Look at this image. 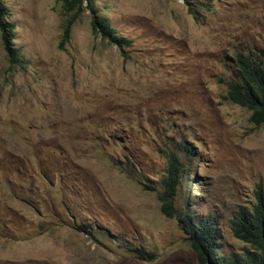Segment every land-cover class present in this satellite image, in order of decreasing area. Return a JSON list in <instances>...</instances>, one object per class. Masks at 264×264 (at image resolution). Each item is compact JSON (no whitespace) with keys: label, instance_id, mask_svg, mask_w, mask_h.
Here are the masks:
<instances>
[{"label":"rangeland","instance_id":"1","mask_svg":"<svg viewBox=\"0 0 264 264\" xmlns=\"http://www.w3.org/2000/svg\"><path fill=\"white\" fill-rule=\"evenodd\" d=\"M191 3L92 0L76 18L3 0L21 63L0 29V264H200L162 210L170 151L191 168L175 207L218 227L225 255L250 248L233 229L264 198V126L228 86L264 50V0ZM92 9L130 44L96 36Z\"/></svg>","mask_w":264,"mask_h":264},{"label":"trees","instance_id":"2","mask_svg":"<svg viewBox=\"0 0 264 264\" xmlns=\"http://www.w3.org/2000/svg\"><path fill=\"white\" fill-rule=\"evenodd\" d=\"M184 1L188 5L192 4V0ZM61 2L68 13L76 12V18L81 13L89 10L85 6L89 5L91 7L92 5V0H61ZM5 14L3 0H0V29L3 32L5 49L12 62L18 64L21 63L19 52L12 47L11 43L14 39L12 34L14 27L12 24H5V21H2ZM74 21L68 22L64 32L66 39L71 36ZM92 28L96 36H100L109 44L117 45L121 49L130 44L125 39L119 38L110 23L99 17L95 10L92 13ZM234 64L240 71L241 77L238 82L229 84L228 96L236 105L252 112L250 122L255 127H262L264 126V50H260L256 55L239 54ZM179 151L187 153V158L190 162L192 161L194 153L189 147L180 146ZM189 173H191V168L180 161L176 152L170 151L161 201L164 214L170 218L179 219L184 225V230L190 236L189 241L192 249L197 253L199 263L264 264V198L259 197L256 207L250 212L240 213L236 218V222H234L233 232L235 237L248 244L250 248L244 249L242 254L233 253L227 256L224 254L225 249L221 247L218 227L193 219L188 216L187 212L183 214L175 207L174 198L180 197L182 179L188 177L187 181H189ZM79 228L81 232L91 234V228H88V225L82 224ZM217 251L220 254H216ZM143 252L140 249H134V253L140 255L142 260H146V255L152 258V254L145 253L146 255H144Z\"/></svg>","mask_w":264,"mask_h":264},{"label":"bare ground","instance_id":"3","mask_svg":"<svg viewBox=\"0 0 264 264\" xmlns=\"http://www.w3.org/2000/svg\"><path fill=\"white\" fill-rule=\"evenodd\" d=\"M89 6V5H88ZM258 15V14H257ZM248 18V17H247ZM259 18V17H258ZM264 18V17H263ZM262 20V19H261ZM117 33V32H116ZM170 36V35H169ZM104 38V37H103ZM177 38V37H176ZM166 39V38H165ZM237 41V40H236ZM244 57V56H243ZM156 71V70H155ZM186 77V76H185ZM132 87V86H131ZM98 91V90H97ZM240 96V95H239ZM238 107V106H237ZM137 128V127H136ZM116 129V128H115ZM160 132V131H159ZM110 135V134H109ZM135 137V136H134ZM197 158V157H196ZM50 171V170H49ZM58 171V170H57ZM55 173V172H54ZM42 175V174H41ZM39 178V177H38ZM97 205V204H96ZM251 210V208L249 209ZM62 214V213H61ZM181 223V222H180ZM89 228V227H88ZM194 237V236H193ZM142 244V243H141Z\"/></svg>","mask_w":264,"mask_h":264},{"label":"clouds","instance_id":"4","mask_svg":"<svg viewBox=\"0 0 264 264\" xmlns=\"http://www.w3.org/2000/svg\"><path fill=\"white\" fill-rule=\"evenodd\" d=\"M260 51V50H259ZM259 51H257L256 53H252V54H250V55H256Z\"/></svg>","mask_w":264,"mask_h":264}]
</instances>
